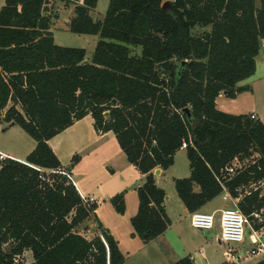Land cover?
Listing matches in <instances>:
<instances>
[{"label":"trees","instance_id":"1","mask_svg":"<svg viewBox=\"0 0 264 264\" xmlns=\"http://www.w3.org/2000/svg\"><path fill=\"white\" fill-rule=\"evenodd\" d=\"M59 1L73 6L71 33L98 37L90 59L84 49L54 43L57 16L49 0H4L0 8V124L18 126L36 143L24 163L0 160V264H26L14 259L27 252L31 264L124 263L95 214L103 239L78 231L97 204L85 205L60 173L42 182L35 169H61L48 141L88 115L95 131L111 132L128 163L145 175L130 220L131 238L143 244L170 226L153 171L168 170L184 143L190 176L174 179V188L189 214L224 190L238 199L236 190L264 183V125L215 104L224 91L234 97L247 90L236 86L256 70L264 0L258 7L255 0H107L97 21L90 12L98 0ZM195 27L209 31L194 36ZM253 152L258 159L224 175L236 158ZM110 203L124 214L122 193ZM237 209L253 224L251 215L264 211L261 188L242 194ZM173 264L193 262L187 256Z\"/></svg>","mask_w":264,"mask_h":264},{"label":"rangeland","instance_id":"2","mask_svg":"<svg viewBox=\"0 0 264 264\" xmlns=\"http://www.w3.org/2000/svg\"><path fill=\"white\" fill-rule=\"evenodd\" d=\"M3 4L4 0H0V8ZM255 4L258 7L259 0H255ZM107 5V0H98L96 8L91 11V18L94 21L103 18ZM48 9L52 17L57 16V19L52 21L53 25L51 28L54 43L61 47L84 49L86 51V58L90 59L98 41V37L90 35H77L68 30L69 21L73 15V6H65V4L59 0H49ZM206 31H209V28L195 27L192 30V34L194 36H199ZM133 52L138 54L139 49H135ZM255 61L256 70L254 75L238 83L236 86V88L245 87L247 90L237 92L234 97H228L227 95L221 97V99L217 100L216 107L217 110L223 113L235 116H250L254 114L256 119L253 121H259L264 125V45L261 46ZM18 130H20L24 137L30 140V137L22 129ZM10 134L3 137L4 142H9V144L15 142L18 143L19 139L16 136L14 139L8 140V137L11 136ZM258 158L259 155L256 152H253L249 157L236 158L231 165L234 170L237 171L247 167ZM50 176L51 175L49 173H46V178L48 180H50ZM189 176L190 168L186 152L184 150H179L174 156V164L168 170L164 171L163 175L158 177V184L165 191L166 199L168 198V212L174 223V228L167 235L170 245L161 243L162 254L160 255L153 249H147V253L145 254L139 252L141 242L139 240L133 241L131 240V236L127 235L129 231L133 230L131 224L128 225L125 219L127 215L122 217L123 215L115 212L109 202L103 204L104 206L99 209L97 212L98 218L101 217V219L104 220V223L108 225L110 231L119 238L120 250L124 256L123 264H171L176 257L182 258L184 255L186 256L189 253L194 255V253H196L199 249H202V254L195 256L196 263H225L223 253L227 247L218 244L214 236L215 233H218V230L212 229L210 231L202 232L192 228L190 226V217L176 194L174 179H184ZM257 186L261 188L262 193L264 194V183L252 184L238 193V199L231 198L230 206L235 208L242 194L252 191V189H255ZM217 202H219V204L227 203L222 197H220ZM250 223L251 222L248 221L246 230L252 228V224ZM78 231L89 239L97 233L94 221L91 219L79 226ZM237 246L246 250L249 246V241L246 238L242 244H231L229 247L233 250H238ZM22 261L26 264L28 261L32 262L33 259L31 253L28 254V257H22Z\"/></svg>","mask_w":264,"mask_h":264},{"label":"crops","instance_id":"3","mask_svg":"<svg viewBox=\"0 0 264 264\" xmlns=\"http://www.w3.org/2000/svg\"><path fill=\"white\" fill-rule=\"evenodd\" d=\"M72 17L73 15L71 16V18ZM102 19L103 18H101L100 20ZM263 45L264 42L262 43V46ZM223 96L225 95L221 93L217 97L215 104H217V100L221 99V97ZM93 124V119L88 115L81 120L76 121L72 126L68 127L66 130L49 140L48 146L59 160L61 165L60 170L67 172L71 176L73 185L75 186L77 191L84 196H91L96 200L97 209L95 212V216L97 217L102 227L107 230L108 233L117 241L120 250L121 248L119 238L117 237V235H114V233L110 231L108 225L104 223V220L101 219V217L98 218L97 212L101 207L104 206L103 204H106V202L110 203V200L113 197L122 193L125 204V211L122 217H125V215H127L125 219L129 225L131 218L136 215L138 208L136 190L144 184L145 175H142L133 165L128 163L126 156L119 148L115 137L111 132L105 134L98 133L95 131ZM18 129L20 128L16 125L10 126L6 123L0 124V154H2L4 158L24 163L26 157L34 150L36 143L31 138L29 140L28 138L24 137V135ZM7 134L11 135L8 137V140L14 139L16 136L18 137L19 142L10 144L9 142H4L3 137H5ZM181 150L185 151V149ZM159 170L160 172L157 177L154 175L155 170L153 171V175L156 186L162 189L158 184V177L163 175L164 171H162L161 169ZM224 195L225 194H222L214 198L199 211L213 214L216 218H218L222 211L226 209H233V206H230V196L224 198ZM220 197L226 200L227 203L219 204L217 200ZM167 201L168 198L163 204L166 215L170 220V226L168 227L166 232L157 239L147 244H143L136 237L131 238V240L133 241L139 240L141 242L139 252L142 254L147 253V249H153L155 252H157V254L160 255L162 254L161 243L170 245L167 235L174 228V223L170 218L168 212ZM236 207L237 206H235V208ZM187 214L190 217L191 214H189L188 212ZM214 229L218 230V233L214 234L218 244L223 245L218 241V224H215L213 230ZM132 232L133 230L129 231L127 235L130 236ZM249 233V229H247L246 234ZM257 235L260 241L264 244V227L260 230H257ZM247 240L249 241L248 238ZM251 248L252 244L250 241L249 246L246 250H244L242 247L240 248V246H237V249L243 253L250 250ZM29 253L30 252H27L25 254V257H28ZM187 256H192L193 264H198L195 261V253L194 255H191L190 253L186 256L184 255V257ZM182 258L176 257L171 264ZM263 258L264 256H260L252 258L248 261L240 260L236 264H254ZM32 262L28 261L27 264H31Z\"/></svg>","mask_w":264,"mask_h":264},{"label":"built area","instance_id":"4","mask_svg":"<svg viewBox=\"0 0 264 264\" xmlns=\"http://www.w3.org/2000/svg\"><path fill=\"white\" fill-rule=\"evenodd\" d=\"M169 3H174L176 0H162ZM251 120H255L256 116L254 114L250 115ZM186 148V144L184 143L182 145V149ZM6 158L3 157L2 154H0V160H4ZM37 171L41 172V175L39 176V179L42 182H48L49 180L46 178V173L54 174V173H60L61 175L68 178V180L73 184L71 176L62 170L58 171H44L40 170L38 168H35ZM235 170L232 167V165L228 166L224 170V175L232 176L235 174ZM236 192H241V190H236ZM80 194V193H79ZM224 198L229 196V194L224 190L223 192ZM80 197L83 201V203L87 206L92 204H97L96 200L91 196H84L80 194ZM93 212L90 211V219L94 221V225L97 229L95 217ZM253 224H264V211L261 209L259 211L254 212L251 215ZM249 219L246 218L238 209H226L221 212L220 216L216 218L213 214L204 213V212H195L190 215V226L194 228L195 230L199 231H210L214 228L215 224H218L219 227V236L218 241L227 247V249L224 252L225 257V263L226 264H236L240 260L248 261L255 257L264 256V244L260 241L257 235V231L253 229L252 224L249 228V234H246V225H248ZM97 234L100 236L101 239L102 236L100 232L97 229ZM248 238L249 241L252 244V248L249 251H246L245 253L241 252L240 250H233L231 247H229L231 244H242L245 239ZM26 254V253H25ZM23 254L20 257H16L14 259V262H17L18 260H22V257L25 256ZM199 254H202V249H199L195 255L198 256ZM190 260L193 262L192 256H189Z\"/></svg>","mask_w":264,"mask_h":264},{"label":"water","instance_id":"5","mask_svg":"<svg viewBox=\"0 0 264 264\" xmlns=\"http://www.w3.org/2000/svg\"><path fill=\"white\" fill-rule=\"evenodd\" d=\"M184 64H185V62H182V63L180 64V66L178 67V69H177V77L180 76V73H181V70H182ZM222 93H223L224 95H227V94H228V92H226V91H224V92H222ZM185 113L189 116V110H188V109H185ZM159 172H160V170H159V169H156V170L154 171V175L157 177V176L159 175Z\"/></svg>","mask_w":264,"mask_h":264}]
</instances>
